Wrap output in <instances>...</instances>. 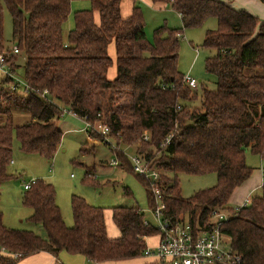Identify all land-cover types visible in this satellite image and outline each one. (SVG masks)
<instances>
[{"label":"trees","instance_id":"16d2710c","mask_svg":"<svg viewBox=\"0 0 264 264\" xmlns=\"http://www.w3.org/2000/svg\"><path fill=\"white\" fill-rule=\"evenodd\" d=\"M90 1V8L74 12V25L65 33L72 0H0V53L10 52L4 37L6 7L15 46L25 58L27 92L19 91L14 78H0V187L13 176L8 166L14 138L24 152L52 159L63 136L60 106L90 122L102 113L118 146L113 150L118 166L135 173L150 207L149 181L133 170L126 148L162 170L166 217L196 224L213 209L229 211L222 230L231 237L233 249L245 264H264V183L236 214L229 205L234 189L253 172L247 151L264 159V20L222 0H151L156 8L171 7L182 25L165 22L149 39L139 3L124 17L122 0ZM212 17L217 27L207 29L202 46L215 51L206 58L205 68L216 76L217 85H203L201 105L192 106L198 93L179 69L180 37ZM111 43L115 58L109 54ZM9 60L16 73L20 65ZM113 64L116 76L109 79ZM15 110H26L30 120L16 124ZM168 135L170 141L162 145ZM181 172H214L217 182L184 198ZM93 179L87 172L86 180ZM123 190L133 195L129 187ZM56 195L55 186L44 179L24 193L23 203L33 210L28 220L40 224L42 233L8 227L0 210V264H20L21 258L40 251L57 257L62 251L82 254L98 264L130 260L142 256L147 238L158 233L145 224L138 206H114L109 212L119 235L109 236L105 207L76 194L71 200L74 224L67 226Z\"/></svg>","mask_w":264,"mask_h":264},{"label":"rangeland","instance_id":"374dc122","mask_svg":"<svg viewBox=\"0 0 264 264\" xmlns=\"http://www.w3.org/2000/svg\"><path fill=\"white\" fill-rule=\"evenodd\" d=\"M225 1V0H224ZM239 5V0H232ZM146 20V31L149 39L153 38L154 30L167 23L170 27H180L182 25L180 17L171 9H159L148 3L146 0H139ZM91 7L90 0H72L71 12L64 25L67 33L74 25V12L79 9ZM217 19L212 17L201 27H189L185 29L180 37V51L178 57L179 69L184 73H190L198 82V97L192 102V106L201 105V95L203 85L210 89L216 88V76L208 72L205 68V60L215 53L214 50L202 46L206 37L207 29H216ZM12 19L9 11L4 7V37L5 44L13 52L15 43L12 36ZM198 48V52L196 51ZM12 61L20 66L16 69V77L19 81L18 89L24 95L27 94L24 88L23 67L24 56L21 52L11 56ZM5 75L0 72V78ZM62 115L59 119V126L63 131L61 143L52 159H48L38 153H26L20 149V142L17 138L13 141L12 159L8 170L13 176L3 182L1 186L0 210L3 213L4 223L11 228L30 229L42 231V226L29 221L27 218L32 214L31 207L23 203V196L26 190L24 184L32 179H44L52 183L57 192V202L61 208L67 226L74 224L71 200L74 194L84 197L88 203L105 207L106 226L109 236L119 235L118 227L114 224L110 209L114 206H138L154 225L157 224L154 218L147 197V192L142 182L135 173L128 172L118 165H110L113 159H117L116 148L112 147L104 140L94 138L91 142L85 129L83 119L74 115L66 106H60ZM30 120V115L26 110H15L14 121L22 124ZM3 120L0 118V124ZM113 144H115V140ZM130 152H132L130 150ZM248 152V151H247ZM255 156V155H254ZM257 158V157H256ZM252 162V156L248 158ZM253 163V162H252ZM94 176L93 181L86 180V173ZM93 178V177H92ZM182 196L188 198L196 191L211 187L217 182V175L214 172L203 174L179 173ZM124 186L131 189L133 195L124 194ZM257 190L255 193H260ZM235 209V208H234ZM235 211V210H234ZM229 212V211H226ZM42 233V232H41ZM158 234L149 236L148 246L157 244ZM59 259L65 264H95L89 261L82 254H73L62 251ZM108 264H158L152 257L142 255L140 257L117 261Z\"/></svg>","mask_w":264,"mask_h":264},{"label":"built area","instance_id":"2783aa9c","mask_svg":"<svg viewBox=\"0 0 264 264\" xmlns=\"http://www.w3.org/2000/svg\"><path fill=\"white\" fill-rule=\"evenodd\" d=\"M196 51L198 52V48ZM19 52L20 50L15 46L11 54L9 52L0 53V72L15 80H17L16 73L11 69L9 58ZM184 82L195 90L199 85L198 80L190 73L184 75ZM97 117L95 122L84 120L88 139H94L92 133L94 132L103 136L104 142L117 148V144H113L114 142L111 140V128L105 116L98 113ZM171 136L168 135L162 145L168 143ZM144 137L146 140L148 139V135ZM124 151L133 170L149 181V188L153 197V206L150 207V210L157 224L154 225L147 218L145 224L153 225L158 229V239L157 244L152 247L147 244L144 255L152 257L158 264H245L244 257L233 249L231 237L222 230L223 224L231 213L226 212V210L213 209L203 223L197 222L196 224L187 218L178 221L170 220L165 215L167 205L160 184L162 170L153 165L142 154L130 152L128 148ZM109 164L118 165L119 159H113ZM36 182L35 179L26 182L24 189L31 188ZM249 201L250 199L246 201L245 205ZM238 211L239 207L235 208L234 213L236 214ZM15 256H19V254L16 253Z\"/></svg>","mask_w":264,"mask_h":264},{"label":"crops","instance_id":"0c3cea01","mask_svg":"<svg viewBox=\"0 0 264 264\" xmlns=\"http://www.w3.org/2000/svg\"><path fill=\"white\" fill-rule=\"evenodd\" d=\"M138 1L139 0H122L121 1L122 15L124 17L129 16L132 12L134 5L137 4ZM146 1L152 5L151 0H146ZM222 1H224V0H222ZM225 2L230 3L235 8L246 9L249 12H251L252 14L258 16L261 20H264V2H262L261 0H239V3H238L239 5L234 4L235 2L232 0H225ZM231 2H234V3H231ZM168 7L169 6H167L165 9H168ZM177 15L180 17V15L178 13H177ZM180 19H181V17H180ZM109 54L111 55V57L115 58V48H114L113 43H111L109 46ZM23 59L25 61V58H23ZM107 76L109 79H113L116 76L115 64H113L111 67H109ZM77 117H79V116H77ZM83 129H85V131L87 132L85 126L82 128V130ZM87 135H88V132H87ZM93 140H89V141L92 142ZM251 156H252V162L253 163L248 162V158L250 157V159H251ZM247 163L253 167V172H252L251 176L246 181H244L242 184L237 186L229 198V205L232 207H235V208L244 206L246 201L248 199H250L251 196H253L254 194H257L255 192L258 189L261 190V187L264 183V159L260 155L253 154V153L248 151L247 152ZM88 172H91V171H88ZM0 189H1V187H0ZM56 202H57V195H56ZM57 204H58V202H57ZM3 220H4V217H3ZM60 262H61V260L59 259V256L57 257L49 251H40V252H37V253L32 254L30 256L21 258V260H20V264H58ZM91 262H93V261H91ZM93 263H95V262H93ZM95 264H98V263H95Z\"/></svg>","mask_w":264,"mask_h":264}]
</instances>
